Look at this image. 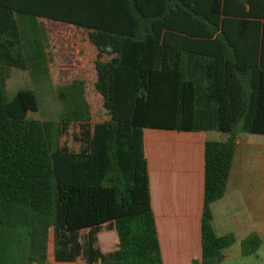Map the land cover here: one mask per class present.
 Wrapping results in <instances>:
<instances>
[{"label":"trees","instance_id":"trees-1","mask_svg":"<svg viewBox=\"0 0 264 264\" xmlns=\"http://www.w3.org/2000/svg\"><path fill=\"white\" fill-rule=\"evenodd\" d=\"M47 24L92 59L85 80L60 89V124L30 117L35 91L6 90L12 70L50 77ZM75 124L78 154L60 146ZM146 130L226 137L205 146L202 219V264H223L237 239L216 233L213 205L241 133L264 136V0H0V252L27 228L29 264H164ZM104 228L119 239L110 253ZM263 244L252 234L244 256Z\"/></svg>","mask_w":264,"mask_h":264},{"label":"crops","instance_id":"crops-1","mask_svg":"<svg viewBox=\"0 0 264 264\" xmlns=\"http://www.w3.org/2000/svg\"><path fill=\"white\" fill-rule=\"evenodd\" d=\"M225 138L216 132L145 131L152 205L164 264L203 262L205 146L209 140ZM181 143L190 145L191 154L187 158L181 154ZM213 212L216 233L231 234L237 239L227 250L228 259L223 264L236 260H240L238 264H251L249 260L241 262L250 258L244 256L242 244L252 234H258L264 241V136L240 135L227 194L213 205ZM109 231L111 234L104 239L98 237L103 253L118 248L117 232Z\"/></svg>","mask_w":264,"mask_h":264},{"label":"rangeland","instance_id":"rangeland-1","mask_svg":"<svg viewBox=\"0 0 264 264\" xmlns=\"http://www.w3.org/2000/svg\"><path fill=\"white\" fill-rule=\"evenodd\" d=\"M50 35V51L52 54V63L50 66V77L33 78L29 73L19 70H12L6 84V90L10 100H12L20 90L29 89L36 92L40 101V110L38 113H31L30 117L36 120L51 121L60 124V115L63 106L60 101V89L71 85L74 81L85 80L87 76L86 65L90 64L92 59L84 56L73 45L69 30L55 25H46ZM91 60V61H90ZM86 68V69H85ZM243 124L238 126L241 130ZM82 133L80 125H72L64 130L60 139V146L67 148L73 153H80L82 146L77 140ZM241 135L249 134L241 133ZM111 231L104 228L103 233L99 234L101 239L110 235ZM89 231L82 233L85 238ZM98 236V237H99ZM115 241V240H114ZM104 244V241L102 242ZM29 234L27 228L14 229L3 240L2 250L0 252V264H29ZM251 264H264V244L256 256H250L247 260ZM80 264H86L84 260ZM236 260L233 264H238ZM39 264H46L40 262Z\"/></svg>","mask_w":264,"mask_h":264}]
</instances>
